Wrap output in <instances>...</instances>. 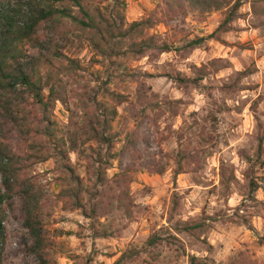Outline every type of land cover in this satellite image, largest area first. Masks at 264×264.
<instances>
[{
    "label": "rangeland",
    "instance_id": "obj_1",
    "mask_svg": "<svg viewBox=\"0 0 264 264\" xmlns=\"http://www.w3.org/2000/svg\"><path fill=\"white\" fill-rule=\"evenodd\" d=\"M189 1L32 2L69 16L14 42L8 64L49 60L54 100L41 110L18 86L0 93V148L39 198L57 264H264V16L237 0L214 31L234 0ZM58 149L81 177L78 207ZM81 151L101 158L100 183ZM0 232V264H35L15 196L0 201ZM153 232L162 241L147 246Z\"/></svg>",
    "mask_w": 264,
    "mask_h": 264
},
{
    "label": "trees",
    "instance_id": "obj_2",
    "mask_svg": "<svg viewBox=\"0 0 264 264\" xmlns=\"http://www.w3.org/2000/svg\"><path fill=\"white\" fill-rule=\"evenodd\" d=\"M34 0H0V93L10 92L18 86L22 89V93L29 99L30 105L40 108L41 110L46 106L47 101L54 100L53 88L51 85L48 86L46 77L42 76L39 71L40 66H53L49 60L41 61L38 58H29L28 60L18 63L15 65L8 64L9 60H12V47L16 41L23 39L28 41H36L35 34L39 29L41 23L45 20L52 19L59 16L68 17L63 9L56 8H35L32 6ZM53 3H73L77 4L78 0H50ZM175 1V0H174ZM201 0H190L188 5L192 8L195 7ZM181 5V4H180ZM212 5V4H211ZM217 2L213 3V7H218ZM211 6L208 5L205 9H209ZM238 7V1L234 0L230 9L224 16L223 20L217 25L214 31H225L227 24L233 18L234 12ZM257 9V10H256ZM254 14L264 16V0H254L252 6ZM260 11V12H259ZM83 27L90 26L91 22L87 20H81ZM148 25V21H133L127 28L121 30L120 35L126 36L130 33V30L138 26L139 24ZM264 27V21L260 24ZM212 37V36H208ZM202 38H196L191 40L189 44L197 45L200 43ZM147 40L153 43V38L149 37ZM145 41V40H142ZM143 47L138 48L137 53L142 54L144 52ZM167 48L164 44L159 46V51L163 52ZM61 55V54H59ZM69 66L73 62L71 58H66ZM63 71L67 70L66 66H63ZM47 86V93L43 95V88ZM45 98V100H44ZM88 139L94 141L97 144L109 146L110 136L106 135L103 130H98L93 126H89L87 129ZM27 132L25 131V134ZM59 147V146H58ZM31 148V146H28ZM37 149V148H36ZM56 149V148H52ZM70 150L76 149L74 141L69 146ZM60 160V168L63 172L68 175L69 181L75 183V191L71 193L74 198V205L78 207L77 201L79 199V186L81 185V177L75 174L73 167H71L68 156L65 150H56ZM77 153V152H76ZM83 155V159L86 160V170L89 172L93 171L95 179L98 183L101 182V176L99 173V167H95V163L101 162V158L96 154L97 158H91L90 155H85L83 152H78ZM98 169V170H97ZM179 170H175L173 174L179 173ZM92 173V172H91ZM250 191L256 189V185L251 181L249 182ZM0 186L2 192L0 193V201L8 199L12 196L17 197L18 211L21 219L22 226L26 230L28 242L24 247L25 253L32 255L35 260V264H57L56 260L52 256V238L48 231L44 228L42 222V207L39 205V198L33 192V188L25 184L24 182L18 181L16 169L13 167L11 157L5 152L4 149L0 148ZM64 192L69 191H63ZM57 194L58 197L61 195ZM193 227L187 224L182 226V230L189 231ZM1 236V232H0ZM162 238L159 237L158 233H151L145 240L147 246H152ZM189 264H194V257L188 256Z\"/></svg>",
    "mask_w": 264,
    "mask_h": 264
}]
</instances>
